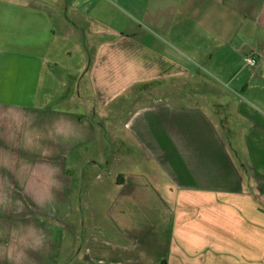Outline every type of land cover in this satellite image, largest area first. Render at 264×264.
<instances>
[{"label": "crops", "instance_id": "obj_1", "mask_svg": "<svg viewBox=\"0 0 264 264\" xmlns=\"http://www.w3.org/2000/svg\"><path fill=\"white\" fill-rule=\"evenodd\" d=\"M250 50L264 0H0V264L63 263L98 177L110 203L78 264H264Z\"/></svg>", "mask_w": 264, "mask_h": 264}, {"label": "rangeland", "instance_id": "obj_2", "mask_svg": "<svg viewBox=\"0 0 264 264\" xmlns=\"http://www.w3.org/2000/svg\"><path fill=\"white\" fill-rule=\"evenodd\" d=\"M139 93L140 92L138 91L137 94H139ZM130 96H132L131 93H130ZM130 96L127 95V101H130ZM182 100L185 101V97ZM126 109H127L126 106L122 105V109H120V116H122V115L124 116L125 112L127 111ZM91 121L94 122L95 117ZM125 147H129V144L126 143ZM125 147L124 146H121V147L117 146L116 149H118L119 151L118 150L116 151L115 162H113L114 160H111V159L109 160V162H110L109 163V165H110L109 171H110L111 175H113L114 172L118 174L119 173L118 171H121L119 167L120 166L122 167V165L126 164L119 157V154H122L120 152H122L125 149ZM110 155H112V154L110 153ZM142 159H144V158H141V160ZM132 166L134 167L136 165H132ZM117 174H115L114 178H116ZM100 181H101V179H99V177L98 178H92L89 181L88 187L90 189V192H87L88 190H86L85 195L87 197L85 199L79 200L80 201L79 204H80V208H81L80 215L78 214L79 213L78 210L75 211L74 213L72 212L71 217L66 221L65 237H68L69 240L76 242V245L78 242L83 240V238L85 239L88 237L89 234L93 233L92 230H93L94 224H93V222L90 223L88 221V219L91 217L97 218L98 216H99V218L103 217L102 216L103 209H105V207L110 203V199H108V197H109L108 194H109L110 190L107 187L102 188L101 186H99ZM160 184H161L160 190L165 195L167 200L170 202L171 194L166 191L167 189L164 188L162 183H160ZM94 194H96V195H94ZM97 195H99V196H97ZM36 216L39 217V214L36 213ZM76 245H74V247H72V249L69 251V254H67L65 261L61 264H78V258H80L81 255H80V249L77 248ZM77 252H78V254H77Z\"/></svg>", "mask_w": 264, "mask_h": 264}, {"label": "built area", "instance_id": "obj_3", "mask_svg": "<svg viewBox=\"0 0 264 264\" xmlns=\"http://www.w3.org/2000/svg\"><path fill=\"white\" fill-rule=\"evenodd\" d=\"M263 56L264 57V53L263 52H259L257 50H250L248 51L243 58L244 64L250 67H255L258 61V57Z\"/></svg>", "mask_w": 264, "mask_h": 264}, {"label": "trees", "instance_id": "obj_4", "mask_svg": "<svg viewBox=\"0 0 264 264\" xmlns=\"http://www.w3.org/2000/svg\"><path fill=\"white\" fill-rule=\"evenodd\" d=\"M121 183V180L117 178V184Z\"/></svg>", "mask_w": 264, "mask_h": 264}]
</instances>
